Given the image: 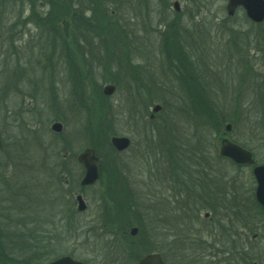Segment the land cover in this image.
Masks as SVG:
<instances>
[{
    "label": "rangeland",
    "instance_id": "374dc122",
    "mask_svg": "<svg viewBox=\"0 0 264 264\" xmlns=\"http://www.w3.org/2000/svg\"><path fill=\"white\" fill-rule=\"evenodd\" d=\"M22 1H8L9 7L4 8L0 21V138L3 144L0 149V217H7L5 221H10L12 226L8 224L6 230L25 234L28 245L29 241L34 246L45 244L43 253L51 255L43 264L63 255H71L83 264H136L135 260L144 250L157 248H162L158 250L168 260L166 264H172L171 259L179 252L181 242L177 238L180 235L196 241V246L194 243L192 246L197 250H187L184 259L193 264L199 258L201 263L210 259L204 257L209 253L200 239L203 230L209 232L207 219L203 218L205 211L199 214L196 211L198 205L189 201L186 207L189 216L185 217L182 212L186 205H183L182 197L178 199L182 202L178 207L169 196L170 189L163 190L161 184L157 186L156 194L152 169L160 168L162 173H167L169 167L158 158L163 144L153 148V142H161L162 122H168L171 117L175 124H179L184 136L191 137L194 126L185 123L171 108H175L182 97H187V91L198 79V92L203 91L212 107L218 113L222 110L220 117L226 118L217 138L229 123L231 129L226 137L253 151L257 164L264 161V112L254 102L263 93V88L260 94L257 90L264 79V55L259 47L253 48L254 43L249 45L247 91L248 78L245 70L239 67L245 65V60L237 63H227L226 60L232 49L234 52V47L241 46L239 41L246 39V32L251 34L250 40L254 36L249 31L251 26L244 12L238 10L234 16L228 17L226 0H116V26L126 30V37L111 43L108 49L102 34L93 32L88 38L92 48L86 47L83 53L82 45L70 46V33L78 31L74 30L73 23H69L68 16L47 24L51 30L65 27V23L73 25L62 30L65 43L54 48L48 40L50 33L46 32L45 25H38L36 18L51 11V4L45 5L41 0L34 4L32 0ZM57 1L62 14L61 6L65 0ZM91 2L94 0L65 1L71 3L72 9L82 11L91 8ZM175 2L179 4L178 12L172 10ZM172 21L195 38L190 42L191 47L186 49L192 68L186 65L185 71L192 69V83L186 81V76H182L183 80L177 77L179 73H175V68L160 62V34L166 33V25ZM260 27L264 30V23L259 26L258 33ZM106 51L108 54L118 52L116 57L120 54L130 58V65L139 72L137 84L144 89L140 101L132 95L136 82L126 76L124 68L119 80L118 76L112 75L118 68L113 57L106 58ZM104 61L105 71L101 65ZM76 68L80 70L71 71ZM153 84L160 85V88L157 90ZM107 85L115 86L110 97L102 94ZM79 86L80 99L75 91ZM148 92L158 94L153 98L155 101L150 102L152 95H147ZM156 105L161 111L152 116V108ZM54 123L62 125L60 133L51 130ZM112 136L128 137L131 145L115 155L108 142ZM90 137L98 140L96 146L91 144ZM188 141L193 146V139ZM91 145L97 147L103 169L94 186L81 188L83 170L76 157ZM205 154L202 148L199 152L201 162L206 158ZM187 157L191 165L194 156L188 154ZM207 159L210 163L203 162L201 170L207 174L206 181L209 180L210 185L217 181L220 185L225 184V188L227 185L229 189L234 187L236 199L249 198V203L252 202L255 184L249 167L237 168L222 158ZM114 164L120 166L115 178L129 180L134 191L140 192L136 206L121 203L124 200L120 198L122 192L116 190L114 184H109L110 172H116ZM179 171L181 181L184 172ZM189 176L193 178V172ZM117 191L121 201L115 196ZM192 193L195 192L190 189L189 194ZM78 194L86 203L84 212L76 210L75 197ZM228 201L232 203L233 199L228 198ZM116 207H121L122 219L116 217ZM171 210L173 215H170ZM251 212L255 214L253 221L250 219L252 231L245 236L241 228L242 236L237 235V242L247 244L248 248L238 244L235 247L254 257V264H264V218L255 207H251ZM195 215L199 219H195ZM188 217L194 221L187 222ZM132 229L137 230L133 236L130 234ZM211 234L218 236L214 231ZM204 235L209 236L208 233ZM29 236L33 237L32 240ZM34 236L38 239L34 240ZM40 236L44 238L41 240ZM113 239V244H109ZM231 260L234 257L229 256L227 262Z\"/></svg>",
    "mask_w": 264,
    "mask_h": 264
},
{
    "label": "trees",
    "instance_id": "16d2710c",
    "mask_svg": "<svg viewBox=\"0 0 264 264\" xmlns=\"http://www.w3.org/2000/svg\"><path fill=\"white\" fill-rule=\"evenodd\" d=\"M8 1H11V0H0V11L3 8V10L0 12V21H1V16L4 15V8L9 7ZM17 1H22V0H17ZM36 1L37 0H32L31 3L34 4ZM65 1H64V4H62L63 6H61V9H62V14H61L59 11V2L57 0H41V2L44 3L45 5L47 3L51 4V8H50L51 11H46L44 15H41L42 18L36 17L39 20V24L38 23L37 24L41 26L45 25L44 27H46L45 29L46 32L50 33L48 35V40H49L51 47H54L57 44H59L58 47H61L62 43H65V37L63 35L62 30H65L66 26H68L69 28L73 27V25L72 26L68 25L69 23H73L75 25L74 30L78 31L76 34L73 33L74 31L70 33L71 34L70 35L71 36L70 46L78 45L77 47H79L82 45L83 53L86 47L92 48V44L89 42L88 38L92 36L93 32L96 35L102 34L101 37L104 38L105 44L108 45L109 47L108 49H110L111 43H116L119 39H123L126 37V34H125L126 30L124 28H117L116 26L117 20H115V15L117 16V14L115 11H117V8H115V6L118 3L116 0H94L93 3L91 2L92 7L86 10H83V11L82 9H79V8L72 9L73 7L71 6V3L70 4L68 3L72 2L73 0H67L68 3H65ZM104 3H107V4L104 5ZM109 3H111L112 5L110 6ZM14 4H16V1L14 2ZM67 8L69 9L66 10L65 11L66 14L63 15V11ZM70 8L73 11H71ZM58 11H59V14H58ZM84 12L86 15L84 14L83 16L82 13ZM87 13L90 14L91 16H88ZM67 16L69 19V23L68 24L65 23V27L59 26V23H58V26L61 28V29L59 28L60 30L57 29V27L55 28V30L57 29V31H55L54 29L51 30L47 26V24H49V21L53 22V21H56L57 18H64ZM258 29H259V26L251 27L249 29V31H252L254 35L253 38H251V40L249 36V41L251 42L250 43L251 45L252 43H254L253 48L259 47L261 50L260 53L264 55V30L261 29L260 27V30L258 33L257 32ZM165 31H166L165 34L163 33L160 34V36L162 37L160 40V49H161L160 54L162 55L160 62L162 64L163 63L167 64L169 68H172V67L175 68V73L176 74L179 73L177 74V77H180L182 79V76H186V81H190V83H192L191 76H194L192 71L190 70L188 72L185 71V68H187V66H190L192 68L191 66L192 62L190 61L187 55L186 49L188 47H191L190 42H194L195 38L193 39L190 33H185L184 29L181 30L180 27L177 26V24L174 25L173 21L166 25ZM179 31H181L182 33H180ZM109 37L110 39H108ZM183 38L184 40H182ZM107 51H106V58L110 56L113 57L114 58L113 63H115L116 68H118L116 74H112V75L114 77L118 76V80H119L120 79L119 74L120 75L122 74L123 72L122 69L124 68L125 72L127 71L126 76L128 75L134 80V82H136V85L134 88L135 92L132 95L140 101L141 96H143L144 94L143 92L144 89L139 88V85L137 84L138 83L137 80L140 79L138 70H136L135 67L130 65L129 57H125V56L122 57L120 54L116 57L118 52L117 53L111 52V54H108ZM101 65H102V68L105 67L104 68V71H105L106 61L102 62ZM90 66H91V62H90ZM110 66H112V64H110L109 67ZM164 68L166 70L169 69L167 66H165ZM79 70H80L79 68H76V69H72L71 71H79ZM130 70H134V72ZM83 75L85 76V79H86L87 77L86 73ZM81 86H79V88L75 90L76 93L78 94L77 96L79 99L82 97V92H80ZM131 87H134V86L132 85ZM154 87L158 90V88H160V85L157 84V86L154 85ZM261 88H263V90L261 91L263 93H261L260 96H257V99L255 98L254 102L258 103V108H261L262 110L261 112L263 113L264 112V79H263V83L259 86L257 90L259 94H260ZM147 89L151 90V87H148ZM198 89H199L198 86L194 82V85H192L191 90L187 91L188 92L187 97L185 98L182 97L178 101V104L175 105V108H171V111L174 110L175 113H178V115L185 121V123H189L190 125L194 126V130L192 134H190L191 137L189 136L190 138L193 139V142H194L193 146H191L190 145L191 142L188 141V139L190 138H186V136H184V133L179 128L180 127L179 124H175V119H172V117L168 122L166 120L162 122L163 126H162V129L160 130L161 139H162L161 142H155V141L153 142L154 143L153 148H155L156 145L157 147H159L160 146L159 144L161 143L163 144V146H161V150H159L158 158L162 162V164L164 163V165L166 164L169 167L167 168V170L169 173L174 174V178L180 177L177 171L184 170L183 172L185 171L187 172V168L188 170L191 169L190 166L196 165V166H199L200 168H203L204 167L203 162L210 163V160L208 159L206 160V158H213L216 160L221 159L216 155L217 149H216L215 139L217 135L219 134L221 130V125L224 123L226 118L225 117L220 118V116L217 113L216 108L212 107V104L205 97V94L203 93V91L199 90L198 92ZM147 95H152L150 99V102H151L153 100L155 101V99L153 98L154 97L157 98L158 94H153V93L148 92ZM171 107H173L172 104H171ZM139 121H140V118H139ZM211 134L212 136H210ZM97 141L98 140L95 137H90L91 144H94L96 146L98 144ZM197 144H200V145L197 146ZM95 146L91 145L90 148L94 149L97 154L98 150H97V147L95 148ZM202 148H204V150L206 151V154H205L206 158L202 159V162H201V158H199V152L201 151ZM113 152L115 153V155H117V153L114 150ZM164 152H165V155H164ZM188 154L189 156L190 154L194 156L193 161H192L193 163L191 165L188 164L189 160L187 161ZM196 159H197V162H196ZM208 166L209 164H207V167ZM123 167L125 168V164ZM99 168H100V174H101L102 169H103L101 163L99 165ZM113 169H115L116 172L115 173L110 172L109 176L110 175L112 176L110 177V179H108L110 181L109 184L111 186L112 184H114L116 187V190H119L122 192L121 193L122 195H120V198L124 200H122L123 202L121 203L128 205L129 207L136 206L135 203L138 201V198L140 197V192L134 191V189L132 188L131 182L129 180H125L123 178V181L121 180L119 181L118 179L115 178L114 175H116V173H118L120 169V166L118 164L117 165L114 164ZM191 172H192L191 170L190 172H188L189 175H191ZM203 174L204 173H202V170H201L200 176L205 181L206 180L205 175L207 174H204V175ZM116 180L118 183H115ZM204 187H205L203 190L204 196L202 198L199 196V191L197 190H194L195 193L190 194L189 198L192 197L191 199H194V200L191 202L198 205L196 206L197 207L196 211L199 214H200V211L209 212L210 214L211 220H205L207 222V229L209 232H207L206 230H203L201 234L202 236H200V239L204 241V245L206 246L205 251L209 253L208 255H205L204 257L206 258V256H208V258L210 259L201 263L202 259L199 258V260L194 262V264H254V260H255L254 257L249 256V253L247 251L241 248L235 247V244H238L240 247H244L245 249L248 248L247 244H244L243 242L241 243L237 242V237H238L237 235L242 236V234H240L242 232L239 231L241 228L244 229L245 236H248V233H249V216H248L249 198L248 200H246L247 198H244L243 201L242 200L239 201V198L236 199L237 193L234 190V187L229 189V186L227 185L225 188V184L220 185L217 183V181L214 184L210 185L209 180H207ZM221 187H222V190H220ZM225 189H227V191H225ZM117 193L118 191L115 193V196L118 197ZM133 196L135 198H132ZM120 198L118 197L119 200ZM216 198L219 199L218 202L220 204V207L217 209H214L213 201ZM228 198L233 199V202L230 203L228 201ZM153 205H154V202H153ZM116 208H118V210L114 208L116 217L118 219H122L121 207H116ZM185 211L183 210L182 215L183 216L185 215V217L189 216V215H186L187 210ZM0 214L2 213L0 212ZM192 214L193 212L191 211V215ZM254 216L255 214L252 213L251 217L253 219H254ZM191 217L186 218V219H189L187 222H189L190 219L194 221V219ZM194 217L195 219H199L198 215H195ZM5 219H7V217ZM5 219L4 217L3 219L2 217H0V264H43L44 263L43 261H46L51 255V254L48 255L47 253L46 254L43 253V250L46 248V246H44L45 244L43 246H38V245L34 246L33 244L30 245L31 243L29 241V245H28L26 243L27 241L25 242L26 239H24L25 234L10 233L8 232V230H6V227L8 226V224L9 226H11V222L9 221V223H7ZM213 231L216 232L218 236L211 234ZM204 233H208L209 236L204 235ZM14 235H15V238L12 239ZM29 238L32 240L33 237L29 236ZM43 238H44L43 236H40L41 240ZM37 239L38 238L34 236V240H37ZM114 241H115L114 239L111 240L109 244L112 245ZM177 241L181 242L179 244V247L177 245L179 252H178V255L176 254L177 257H174L171 259V263L172 264H190V263L193 264V262H190V260L187 261L184 258L186 256L187 250H197V248L194 247L196 246L195 239H190V237L188 236L183 237L180 235L178 236ZM192 243H194L195 245L192 246ZM158 249L159 248H157V251L159 252V250L162 248H160L159 250ZM153 251L155 250H152V251L144 250L141 253V257ZM55 254H57V252H55ZM198 256H201V255L199 254ZM229 256L234 257V260L227 262V258ZM164 260L165 262L166 261L168 262V260L165 259V257H164ZM135 261L137 262V260Z\"/></svg>",
    "mask_w": 264,
    "mask_h": 264
},
{
    "label": "water",
    "instance_id": "95a60500",
    "mask_svg": "<svg viewBox=\"0 0 264 264\" xmlns=\"http://www.w3.org/2000/svg\"><path fill=\"white\" fill-rule=\"evenodd\" d=\"M175 12L179 11V4L177 2L172 5ZM241 8L247 19L255 24H260L264 21V0H227L226 13L228 16H233L235 10ZM115 87L112 85H107L103 87L102 94L106 97L113 95ZM161 110L159 105L152 108V113L156 114ZM230 126L226 127L229 131ZM51 130L55 133H60L62 130V125L60 123H54L51 126ZM112 147L118 151H125L129 145V139L125 137L114 136L110 139ZM221 157L227 158L232 161L235 165H253V157L248 152L240 148L239 146L224 141L220 148ZM77 162L82 165L84 169V175L80 181L81 187H88L93 185L98 178V159L95 156V152L92 149H85L77 156ZM253 177L256 182L255 197L257 202L264 209V166H256L252 170ZM77 211L84 212L86 210V205L80 195L76 197ZM136 229L131 230V235L136 234ZM49 264H82L79 261H75L68 256L56 259ZM138 264H163L161 257L157 254H151L143 257L139 260Z\"/></svg>",
    "mask_w": 264,
    "mask_h": 264
},
{
    "label": "flooded vegetation",
    "instance_id": "af4514ba",
    "mask_svg": "<svg viewBox=\"0 0 264 264\" xmlns=\"http://www.w3.org/2000/svg\"><path fill=\"white\" fill-rule=\"evenodd\" d=\"M230 26L233 27V26H235V24H230ZM245 35H246V39L244 41H239L241 46H239L236 49L234 47V52H232V50H233L232 49L230 51L229 55L226 52V54H227V59L226 60H227V63H235V62L237 63L238 60H245V65L242 64V65H239V67L242 70H245V72H246V76L248 78V81L246 82V91H247V89L249 90V32H246ZM236 80H237V76H236ZM195 82H196L195 83L196 85H198V86L200 85V82L198 81V79L197 80L195 79ZM221 82H222L223 86H225V84H224L225 82H223V80H221ZM236 85H237V82H236ZM221 112H222V110L219 113L217 112L219 116L222 114ZM226 136L227 135L224 134V135H221L219 138L216 137V139H215L216 149H217L216 150V155L218 157H219V148H220V146L222 144V140L223 139L226 138L229 141H231L232 143L237 144L236 141H234L233 139H229ZM239 146L242 147L243 149L248 150L249 152H251L253 157H254V152L253 151H251L250 149H248L247 147H244L242 145H239ZM261 164L264 165V161ZM157 170L160 171L159 174H157ZM190 170L193 172V178H190V176H189L188 171H190ZM190 170H188V168H187V172L186 171L184 172L185 175L181 177L182 180L180 181L178 177L174 178V175L172 173H169L167 171L168 173L165 174L164 172L163 173L161 172L162 169L154 168L153 169V173H152V182H154L155 187H157V186L159 187V184H161L162 185V189L165 190V191L167 189H170L168 191V193H170L171 195H169V196L171 197L172 202L175 201L174 203H176V205L182 203L181 201H178V199L180 197H182V199H183V205H187V203H189V201L191 202V201L194 200V199H191V198L188 199L189 195H190L188 193L189 190L192 189L193 191L194 190L199 191V196L202 198L204 196L203 190L205 188L204 186H205V183H206V180L204 181V179H202L201 176H200L201 168L199 166L194 165L193 169H190ZM158 187L155 189L156 194L158 193ZM254 190L255 189L253 188V194H252V197H251V200H250L252 202L249 203V232H251V230L253 229V225L250 222V219H252V217H251V215H252L251 214V207L259 208V206L256 203L255 198H254V193H255ZM174 191H175V193H174ZM176 201H178V202H176ZM218 201H219V199H217V198L214 199V201H213L214 209H217V208L220 207V204H219ZM186 207L187 206H185V210H186ZM205 214H208V216H209L210 215L209 212H204V217L207 218V219H210L209 217H206ZM262 216L264 218V211H263V215ZM251 237H252V239H255V236H251Z\"/></svg>",
    "mask_w": 264,
    "mask_h": 264
},
{
    "label": "bare ground",
    "instance_id": "6f19581e",
    "mask_svg": "<svg viewBox=\"0 0 264 264\" xmlns=\"http://www.w3.org/2000/svg\"><path fill=\"white\" fill-rule=\"evenodd\" d=\"M115 59H117V58H115ZM190 71H192V69H190Z\"/></svg>",
    "mask_w": 264,
    "mask_h": 264
}]
</instances>
